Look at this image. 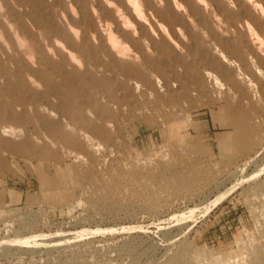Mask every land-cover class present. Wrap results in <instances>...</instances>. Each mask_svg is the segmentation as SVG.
<instances>
[{
    "label": "rangeland",
    "instance_id": "rangeland-1",
    "mask_svg": "<svg viewBox=\"0 0 264 264\" xmlns=\"http://www.w3.org/2000/svg\"><path fill=\"white\" fill-rule=\"evenodd\" d=\"M56 1L0 8L30 32L47 10L78 30ZM206 23L161 55V30L131 24L118 69L97 41L78 67L49 55L35 88L0 41V264H264V47L246 65L231 33L211 58Z\"/></svg>",
    "mask_w": 264,
    "mask_h": 264
},
{
    "label": "bare ground",
    "instance_id": "bare-ground-1",
    "mask_svg": "<svg viewBox=\"0 0 264 264\" xmlns=\"http://www.w3.org/2000/svg\"><path fill=\"white\" fill-rule=\"evenodd\" d=\"M14 2H16V0H14ZM71 2L80 9L79 20L75 19L78 21H75L77 22L75 27L77 24L79 26L78 30L71 25V23L74 22L71 14L67 16L68 20H65L62 24L60 18L57 21H53L50 17L46 16L48 13L47 10L46 13L44 12L45 14H42L44 17L37 20V23L44 20L45 27H38L35 23V27L38 28L35 32H30L26 30L27 27L21 19L17 20L14 16L12 18L17 21H11L12 19L10 20L2 14V8H0V41L2 42L5 38L7 43V48L2 49L3 55H6L5 57L10 61H14V59L17 58L22 64H25V70H19L18 76L26 78L28 84L33 88L41 81L48 82L47 78L51 79L50 76H37L35 79H31L27 75L29 72L42 74V66L49 63L51 60L49 55L59 59L67 66L76 65L78 67L76 54L84 53L87 49L86 45H92L95 41L100 44L101 49L113 60V63L111 62L112 65L116 64V67L124 65L125 67L127 64H130L127 58L122 60L125 47L118 41L116 34L118 33L120 35L125 33L128 31V28L131 27V24L137 25L140 29L139 31H141L143 26H149L150 28V26L155 24L156 28L160 29V32L163 33V25L167 22L168 31L163 33L162 38L160 37L162 44L156 51L161 55L164 54L166 49L173 51L182 49L184 52H190V43L196 44L198 40V34L197 31L195 32V29L198 30L202 26L206 28V22L213 20L217 25L212 29L210 28L209 32L213 37L215 48L206 46L207 50L203 49L209 54L208 56L215 58V56L218 55L216 49L226 46L228 44L227 37L233 33V35L237 36L238 41L246 45L251 50L250 52H252L251 59L250 57L249 59H244L246 65L253 64L255 61L263 62L261 60L263 54H261V50L264 47V0H230L229 3H227L226 0H71ZM55 3L58 5L59 1L57 0ZM7 6L9 7V5ZM37 6L35 7L37 8ZM70 10L72 11V9ZM9 13L12 15L13 12L10 11ZM53 13L56 14L57 12L54 11ZM24 17L27 16L25 15ZM64 18L66 17L64 16ZM67 21L70 22V24H68ZM160 22H163V24ZM135 25L133 26L134 28ZM25 33H27V35ZM151 33L150 31V34ZM150 34L149 37L152 39ZM29 36L30 40L28 41L27 37ZM122 37L120 36V38ZM148 40L147 38V42ZM9 51H12L15 56L13 57ZM208 59L209 58L206 60ZM94 61H92L91 64H94ZM104 61L106 62L107 60ZM104 61L103 63L105 64ZM14 62L17 63L16 61ZM85 62H89L88 59ZM97 62H100V60ZM114 66L115 65H113V67ZM101 68L102 67H100V69ZM104 68H106V66ZM104 68L100 71L98 70L100 74ZM118 68L119 67H117V69ZM262 68H264V66ZM7 69L5 63H0L1 77H6L8 75ZM86 69L90 70L89 67ZM215 69L220 71L218 67H215ZM96 70H92V72L95 73ZM103 73L105 74V72ZM106 73H108V70ZM7 133L9 132L3 130L1 135L6 136Z\"/></svg>",
    "mask_w": 264,
    "mask_h": 264
}]
</instances>
